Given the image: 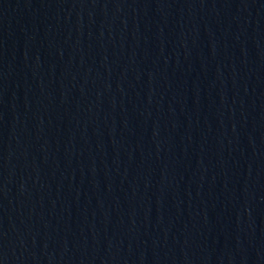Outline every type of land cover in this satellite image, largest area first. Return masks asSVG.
<instances>
[{"label": "water", "instance_id": "water-1", "mask_svg": "<svg viewBox=\"0 0 264 264\" xmlns=\"http://www.w3.org/2000/svg\"><path fill=\"white\" fill-rule=\"evenodd\" d=\"M0 264H264V0H0Z\"/></svg>", "mask_w": 264, "mask_h": 264}]
</instances>
